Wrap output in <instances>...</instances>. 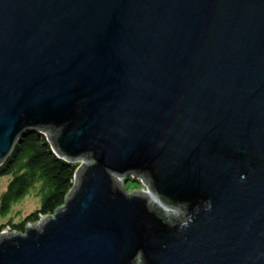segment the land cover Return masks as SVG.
<instances>
[{"label": "water", "instance_id": "95a60500", "mask_svg": "<svg viewBox=\"0 0 264 264\" xmlns=\"http://www.w3.org/2000/svg\"><path fill=\"white\" fill-rule=\"evenodd\" d=\"M34 131L80 167L0 264H264V0H0V165Z\"/></svg>", "mask_w": 264, "mask_h": 264}, {"label": "trees", "instance_id": "16d2710c", "mask_svg": "<svg viewBox=\"0 0 264 264\" xmlns=\"http://www.w3.org/2000/svg\"><path fill=\"white\" fill-rule=\"evenodd\" d=\"M79 167V163L59 158L42 131L27 132L19 138L10 156L0 165V181L6 180L0 195V218L6 219L12 208L27 197L37 201V208L17 224L0 225V233L10 228L23 234L28 225L52 216L72 191Z\"/></svg>", "mask_w": 264, "mask_h": 264}, {"label": "rangeland", "instance_id": "374dc122", "mask_svg": "<svg viewBox=\"0 0 264 264\" xmlns=\"http://www.w3.org/2000/svg\"><path fill=\"white\" fill-rule=\"evenodd\" d=\"M5 185H6V180H1L0 181V195H1L2 191L4 190ZM118 185L120 186L122 191H124L127 195H133V193H135V192H137V193H146L147 192L146 185H144L143 182H141V181L138 182V181H134V180L130 179V180L126 181V183H124V181L122 179H119ZM36 208H37V201L32 197H27L21 203L17 204L16 206H14L12 208L10 214L7 216L6 219L2 220L0 218V225H4L5 227H7L6 225L8 224V222H10L12 224H17L21 221V219H23L26 215H28L29 213L34 211ZM175 212L176 213L174 215H172V216L169 215V219L177 220V219L182 218V215L180 212H177V211H175ZM44 220H45V218L42 219L36 225H28L26 227V229L28 227H37ZM13 233L14 232L10 228H5L4 231H2L0 233V235L10 236Z\"/></svg>", "mask_w": 264, "mask_h": 264}, {"label": "bare ground", "instance_id": "6f19581e", "mask_svg": "<svg viewBox=\"0 0 264 264\" xmlns=\"http://www.w3.org/2000/svg\"><path fill=\"white\" fill-rule=\"evenodd\" d=\"M166 209V213L170 216L174 215L176 212V210H172V209H168V208H165Z\"/></svg>", "mask_w": 264, "mask_h": 264}]
</instances>
